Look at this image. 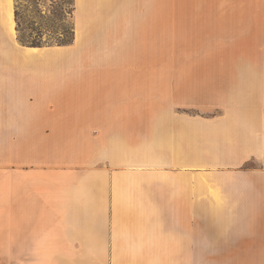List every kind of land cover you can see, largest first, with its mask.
Masks as SVG:
<instances>
[{"label":"crops","instance_id":"1","mask_svg":"<svg viewBox=\"0 0 264 264\" xmlns=\"http://www.w3.org/2000/svg\"><path fill=\"white\" fill-rule=\"evenodd\" d=\"M15 9L0 0V249L264 264V0H74L64 71ZM173 34L228 48L164 49ZM160 56L228 60L142 64Z\"/></svg>","mask_w":264,"mask_h":264},{"label":"rangeland","instance_id":"2","mask_svg":"<svg viewBox=\"0 0 264 264\" xmlns=\"http://www.w3.org/2000/svg\"><path fill=\"white\" fill-rule=\"evenodd\" d=\"M158 1H197V0H158ZM227 1V0H204ZM74 0H15L17 10V31L19 40L29 46H60V62L62 71L70 65L68 45H59L58 42L67 40L73 32L72 20ZM176 23V21H174ZM173 38L169 44L163 43V48L172 49H227L228 42L201 44L196 42L195 36L183 34L166 36ZM227 38V35L222 36ZM161 38H165L163 35ZM165 46V47H164ZM84 61V59H82ZM222 58L197 57H164L142 59V64L156 65L158 68L179 66H214ZM64 74H62L63 76ZM67 94V93H66ZM67 97V96H66ZM63 107L67 110V105ZM67 126V123H62ZM67 134H65L66 136ZM67 141V138L62 139ZM78 251L69 250H37V249H0V264H79L82 260Z\"/></svg>","mask_w":264,"mask_h":264},{"label":"trees","instance_id":"3","mask_svg":"<svg viewBox=\"0 0 264 264\" xmlns=\"http://www.w3.org/2000/svg\"><path fill=\"white\" fill-rule=\"evenodd\" d=\"M15 16L17 19V10L16 9H15ZM71 32H73V28H71ZM72 40H73V33L71 34V36L67 40L59 41L58 44L59 45L70 44L72 42Z\"/></svg>","mask_w":264,"mask_h":264}]
</instances>
